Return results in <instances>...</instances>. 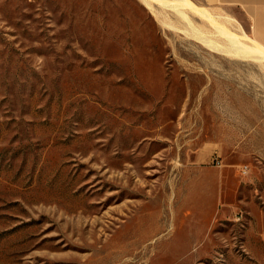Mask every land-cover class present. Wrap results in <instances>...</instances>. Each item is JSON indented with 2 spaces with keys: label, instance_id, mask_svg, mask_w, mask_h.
<instances>
[{
  "label": "rangeland",
  "instance_id": "1",
  "mask_svg": "<svg viewBox=\"0 0 264 264\" xmlns=\"http://www.w3.org/2000/svg\"><path fill=\"white\" fill-rule=\"evenodd\" d=\"M142 2L0 0V264H264V54Z\"/></svg>",
  "mask_w": 264,
  "mask_h": 264
},
{
  "label": "bare ground",
  "instance_id": "2",
  "mask_svg": "<svg viewBox=\"0 0 264 264\" xmlns=\"http://www.w3.org/2000/svg\"><path fill=\"white\" fill-rule=\"evenodd\" d=\"M142 1H143L142 3H144V5H146V7L151 10V12L160 20V22L162 24H166L168 22H167V20H165L163 18L165 15L162 17L161 13L155 9L154 1H156L157 3L159 2V4L160 3L164 4L163 6H166L167 8L169 7L184 22V24L187 27L188 32L193 31V29H195V31H196L195 35L196 36H200L202 34L201 32L204 31V28H201V29H203L202 31L200 30L201 32L200 31L197 32V30L199 28L196 29V27L194 26L193 21L191 19V15L189 12L201 15L203 18H205L206 20L211 22L212 28L214 29V35L219 34L220 35L219 38L223 37L219 41L222 43L223 47H220L218 49L222 54L229 55L231 57L236 58L237 60L239 59V60H245V61L250 59V58L255 57L256 53L264 54V46L255 42L243 30L242 31L240 30L241 34L233 32L227 26L222 25L223 23L221 24L220 20L218 21L217 17L212 15V13H210L207 9L199 7L198 5L193 3L191 0H142ZM162 4L160 6H162ZM166 16H167V14H166ZM205 33H207V32H205ZM198 34H200V35H198ZM189 35H191V34H189ZM203 37H204V35H203ZM206 37H209L208 34ZM206 37H204V38L198 37V38L204 44H206L207 47L217 48L215 45H212L216 41L215 42L213 41V43H211L212 38L208 39ZM194 38H195V36H194ZM215 38H217V37H215ZM199 39H197V41ZM217 43H218V41H217ZM262 56H264V55H262ZM255 58H257V57H255Z\"/></svg>",
  "mask_w": 264,
  "mask_h": 264
},
{
  "label": "crops",
  "instance_id": "3",
  "mask_svg": "<svg viewBox=\"0 0 264 264\" xmlns=\"http://www.w3.org/2000/svg\"><path fill=\"white\" fill-rule=\"evenodd\" d=\"M206 8L245 12L248 36L264 46V0H200Z\"/></svg>",
  "mask_w": 264,
  "mask_h": 264
}]
</instances>
